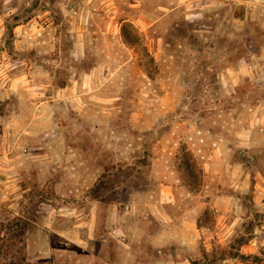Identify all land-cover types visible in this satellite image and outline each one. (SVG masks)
<instances>
[{"label":"rangeland","instance_id":"obj_1","mask_svg":"<svg viewBox=\"0 0 264 264\" xmlns=\"http://www.w3.org/2000/svg\"><path fill=\"white\" fill-rule=\"evenodd\" d=\"M17 218L30 264H264V0H0Z\"/></svg>","mask_w":264,"mask_h":264},{"label":"trees","instance_id":"obj_2","mask_svg":"<svg viewBox=\"0 0 264 264\" xmlns=\"http://www.w3.org/2000/svg\"><path fill=\"white\" fill-rule=\"evenodd\" d=\"M123 37L125 42L131 44L126 32ZM103 185V180L98 181L92 192L98 193ZM29 223V220L24 218H17L7 222L0 221V264H30L27 262L25 253V239Z\"/></svg>","mask_w":264,"mask_h":264},{"label":"crops","instance_id":"obj_3","mask_svg":"<svg viewBox=\"0 0 264 264\" xmlns=\"http://www.w3.org/2000/svg\"><path fill=\"white\" fill-rule=\"evenodd\" d=\"M28 24H30V23H29V22H27V23H26V25H28ZM23 28H25V27L23 26Z\"/></svg>","mask_w":264,"mask_h":264},{"label":"clouds","instance_id":"obj_4","mask_svg":"<svg viewBox=\"0 0 264 264\" xmlns=\"http://www.w3.org/2000/svg\"><path fill=\"white\" fill-rule=\"evenodd\" d=\"M6 2H7V0H6Z\"/></svg>","mask_w":264,"mask_h":264}]
</instances>
